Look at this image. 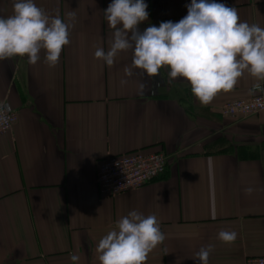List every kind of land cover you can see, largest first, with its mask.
Masks as SVG:
<instances>
[{
  "label": "crops",
  "instance_id": "crops-1",
  "mask_svg": "<svg viewBox=\"0 0 264 264\" xmlns=\"http://www.w3.org/2000/svg\"><path fill=\"white\" fill-rule=\"evenodd\" d=\"M34 2L74 27L54 68L43 50L35 65L27 57L0 60V99L18 114L0 136V264H73L72 255L78 264H99V240L131 211L154 214L166 237L146 264H199L195 255L208 245V264L264 256V119L220 114L223 103L250 99L264 81L245 73L232 91L202 105L190 83L170 80L166 67L156 77L138 68L126 76L131 50L111 67L95 58L112 41L104 15L112 0ZM144 2L149 16L141 32L178 22L191 0ZM216 2L264 28V0ZM12 6L0 0V16ZM137 152H162L165 173L136 191L103 197L101 161ZM221 230L237 238L223 243Z\"/></svg>",
  "mask_w": 264,
  "mask_h": 264
},
{
  "label": "clouds",
  "instance_id": "clouds-1",
  "mask_svg": "<svg viewBox=\"0 0 264 264\" xmlns=\"http://www.w3.org/2000/svg\"><path fill=\"white\" fill-rule=\"evenodd\" d=\"M12 7L11 15L0 16V60L27 57L35 65L43 50L47 65L56 67L63 48L70 44L69 30L74 24L50 16L34 0H13ZM147 7L144 0H112L104 11L114 30L112 41L107 51L97 48L95 58L111 67L119 53L131 50L132 65L124 69L126 76L138 68L156 77L166 67L169 79L184 78L205 106L221 92L232 91L245 73L264 81V28L241 21L235 7L216 0H191L187 15L178 22H161L141 32L138 25L148 19ZM68 19L74 21L75 13H69ZM126 83L121 80L122 85ZM144 88L141 84V94ZM0 123L6 124V118L0 116ZM252 191L245 189L248 195ZM165 238L154 214L131 211L99 240L95 252L99 264H146ZM217 238L232 243L237 233L221 230ZM212 251V245L202 247L194 259L208 264ZM70 259L78 264L80 257Z\"/></svg>",
  "mask_w": 264,
  "mask_h": 264
},
{
  "label": "built area",
  "instance_id": "built-area-1",
  "mask_svg": "<svg viewBox=\"0 0 264 264\" xmlns=\"http://www.w3.org/2000/svg\"><path fill=\"white\" fill-rule=\"evenodd\" d=\"M259 85V88L253 87L250 99L223 103L220 107L221 116L229 119L259 116L264 119V83ZM0 116L7 120L6 124L0 123L2 136L12 130L18 114L10 111L6 102L0 99ZM166 167L167 157L162 152L151 154L137 152L106 157L101 161L97 179L100 193L103 197H116L136 191L159 179L165 173ZM243 264H264V256L246 257Z\"/></svg>",
  "mask_w": 264,
  "mask_h": 264
}]
</instances>
